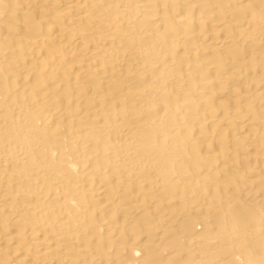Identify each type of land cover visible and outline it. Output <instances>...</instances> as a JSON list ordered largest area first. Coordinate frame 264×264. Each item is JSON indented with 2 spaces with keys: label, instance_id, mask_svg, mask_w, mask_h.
Returning <instances> with one entry per match:
<instances>
[{
  "label": "bare ground",
  "instance_id": "obj_1",
  "mask_svg": "<svg viewBox=\"0 0 264 264\" xmlns=\"http://www.w3.org/2000/svg\"><path fill=\"white\" fill-rule=\"evenodd\" d=\"M0 264H264V0H0Z\"/></svg>",
  "mask_w": 264,
  "mask_h": 264
}]
</instances>
